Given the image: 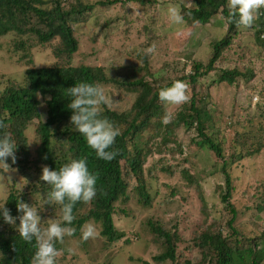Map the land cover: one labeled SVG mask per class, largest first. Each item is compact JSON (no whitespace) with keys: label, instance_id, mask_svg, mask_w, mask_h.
<instances>
[{"label":"trees","instance_id":"1","mask_svg":"<svg viewBox=\"0 0 264 264\" xmlns=\"http://www.w3.org/2000/svg\"><path fill=\"white\" fill-rule=\"evenodd\" d=\"M135 1H140L142 15L146 18L151 16L148 14L149 3L153 5L151 11L156 10L162 17L167 16L166 7L171 4L170 0H74L70 4L67 0H0V40L7 37L8 43L13 44L15 49L23 50L19 62L30 58L34 48H46L52 41H60V45L54 49L60 59L54 65L37 67L32 64L33 60L30 58L28 67L24 73H21L22 82H16L14 78H7L6 75L0 77L2 87L0 119L7 125L6 128L0 129V135L8 133L16 143V162L12 163L13 166L10 168L20 171L21 177L19 181L14 180L11 184L7 182L6 186L4 185L6 181H2L0 176V182L6 188L5 191L4 188L0 191V206L5 204L4 207L10 210V214L17 217L15 225H9L4 222L0 211V264H31L36 251L35 240L27 243L18 233L20 223L18 217L22 213L17 210V203L20 200L39 209L41 203L36 201V197H39L42 198V203L47 202L48 209L54 207L53 203L48 202L51 188L40 179L43 166H48L51 170H59L64 164L80 158H86L89 170L98 175L97 196L89 203H77L73 209L75 220L71 225H62L75 229L74 235L65 236L62 244L56 242L58 250H65L62 263L70 264V260L76 263L74 260L82 255L80 247H77V251L72 252V255L68 254L65 240L70 237V241L87 246L88 243L81 239V229L91 222L94 225L101 224L102 234L108 242L124 241L131 246L135 240L143 239L145 233L149 234L153 244L162 246L159 247L162 252L155 257L154 264H264V225L259 224V228L253 229L250 235L248 234L252 232L251 228L247 229V232L239 231L236 224L238 210L230 200L235 185L229 173H226L227 193L222 197V201L226 203L232 217L225 222H218L217 216L207 208L208 194H210L206 190L208 188L204 189L207 193L203 190L198 193L199 199L203 202L199 216L201 221L192 219L193 198L189 196L191 192L183 196V191L179 196L177 189L170 188L171 200L168 204L179 203V209L182 212L185 210V214L182 215L181 212L179 215L175 213L173 217L157 218L151 215L144 218L136 235L131 236V240L130 236L126 237L124 231H120L116 225L117 215L122 214L126 219L135 218V215L130 213L129 207H123L122 204L128 206L136 199L143 208L149 209L159 194L157 175L152 174L147 179V159L144 161L142 158L143 147L147 150L145 155L149 152L153 153L151 140L154 137L149 136L144 140L143 147H140L136 141L133 142L134 139L139 135H146L144 133L151 129V132L156 133L155 136L158 138L162 136V141L166 139L168 143L169 133L173 132L170 128L175 129L181 122L188 127L195 124L198 135L203 138V146L222 158L223 148L213 136L221 128L211 125V133L206 129L208 121L213 120V114L205 106L202 91L199 86L197 87L198 84L196 86L195 84L199 79L203 80L213 72L218 82L234 84L238 77L246 73L241 70L242 63L226 64L223 69L217 70V64L233 45L237 33L243 29L226 21L225 18L229 15L227 0H195L193 7H182L184 21L188 26L207 25L214 16L222 14L225 20L219 19L218 25L227 26V32L221 38L211 41V54L205 61L197 59L192 52L186 54L187 61L184 63L183 71L181 72L180 69L181 73L170 78L167 83L162 82L160 75L157 77L158 69L151 63L154 57H149L154 54H145L147 48L143 45H141L140 62L137 64L129 62L119 67L105 66L102 63L73 64L75 55L80 49L74 27L76 21H90L93 17L99 20L98 13L93 14L97 8L104 11L117 8L123 11L122 17L120 18L119 13H116L118 16L108 21L118 20L120 23L129 14L130 3L133 4ZM144 29L151 32L148 25H145ZM252 29L257 42L264 47V16L259 18ZM10 36L12 40L8 38ZM186 69L190 70L189 73L185 72ZM176 80L186 81L189 84V92L191 88L193 94L190 95L189 103L181 105V110L169 123L171 127L168 128L166 126L169 124L162 123L165 112H168L167 104L160 101L159 91L170 87ZM80 82L100 83L114 101L111 107L101 108V116L113 122L121 132L114 145L120 154L112 161L97 158L95 151L87 145L85 138L71 124L72 110L68 108V103L72 97L68 95L67 89ZM126 99H133V103L127 106ZM207 100V104L211 102V95ZM187 106L192 113L183 109ZM248 128L252 129V127ZM29 130L33 131L38 140L34 155L32 149L30 150L26 133ZM263 150L264 144L259 142L255 149L247 150L245 155L240 154L238 159L255 157ZM160 152L156 153L160 154ZM9 158L12 162L11 157ZM225 164L224 172H227ZM6 173L0 167V175ZM31 178L35 181H30ZM132 191L135 193H130ZM132 196H135L134 199ZM59 208L62 209V206L59 205ZM258 209L263 210V206L258 205ZM60 213L61 220V210ZM49 219L56 220V218ZM50 221L46 220L45 224L48 226ZM222 224L231 230L230 236H225L222 229L216 230L217 225ZM191 242H194V250L200 252L201 259L198 263L191 261L186 255L183 256L181 244L186 245L188 252H192L193 248L189 247ZM67 257L69 262L64 261Z\"/></svg>","mask_w":264,"mask_h":264},{"label":"rangeland","instance_id":"2","mask_svg":"<svg viewBox=\"0 0 264 264\" xmlns=\"http://www.w3.org/2000/svg\"><path fill=\"white\" fill-rule=\"evenodd\" d=\"M73 1L67 0L69 4ZM170 1L171 5L178 6L181 12L182 7L189 8L195 4V0ZM149 6L152 8L153 5L149 3ZM130 8L129 14L120 23L118 20H115L116 22L108 21L117 17L116 13H119L120 18L122 17L123 11L117 8L106 11L97 8L93 14L97 15L98 13L99 20L93 17V20L90 19V21H76L74 27L76 28V37L80 42V49L75 55L73 64L96 65L102 63L110 67H119L121 64L129 62L137 64L140 62L139 58L142 54L141 45L145 48L155 45L154 56L149 57H154L151 63L158 69L157 77L160 75L162 82L167 83L171 80L170 78L183 71L184 63L187 61L186 54L192 52L197 59L205 61L211 54V41L221 38L227 32V26L222 27L216 23L219 19H223L224 15L222 14H219L208 25L191 27L186 22L182 25L174 24L168 14L162 17L159 12L157 14L156 10L151 11L150 8L148 14L151 16L144 17L140 1L130 3ZM145 25L151 28V32L144 29ZM8 38L12 40L11 36ZM59 45L60 41L54 40L46 48H34L30 57L33 60L32 64L37 67L54 65L60 59L54 50ZM21 51L23 50H17L13 44L8 43L7 37L0 40V77L6 75L7 78H14L16 82L23 81L21 73H24L28 67L30 58L19 62L18 59L23 55ZM240 63L244 64V66L241 64V70L246 73L244 76L238 77L234 84L218 82L214 72L203 80L199 79L195 84V86L198 84L197 87L199 86L202 91L205 106L213 114V120L208 121L206 129L211 133V125L221 128L213 136L223 148L222 158L203 146V138L198 135V131L194 127L195 124L188 127L181 122L175 129L170 128L173 132L169 133L168 143H166V139L162 141V136L159 138L155 136L156 133L151 132V129L144 133L146 135H139L134 139L133 142L136 141L140 147H143L144 140H147L149 136L154 137L151 140L154 148L153 153L149 152L148 155H145L147 150L143 147L142 158L144 161L147 159V179L152 174L157 175L159 194L151 206L152 208L149 209L143 208L134 199L135 196H132L134 201L128 206L122 204L123 207H129L130 213L135 215L134 219H126L122 214V216L117 215L116 217V225L120 231H124L126 237L136 235L140 222L142 219L145 220L144 218L151 215L157 218L173 217L175 213L179 215L182 212L179 209V203L168 204L171 200L170 188L177 189L179 196L183 191V196L191 192L192 195L189 194V196L193 198L191 206L193 220L201 221L199 216L203 202L198 197L201 190L209 191L207 208L212 210L214 216H217L218 222L230 219L232 213L226 203L222 201V197L227 193L226 173L231 175L233 185H235L230 200L238 210L236 224L239 231L247 232V229L251 228L252 232L248 234L250 235L253 233V229L259 228V224L264 225V150L255 157L247 156L246 159H238L240 154L245 155L247 150L255 149L259 142L264 144V47L257 42L253 29L243 28L237 33L233 45L217 64V70L223 69L226 64L237 65ZM180 69L181 72H179ZM188 69L185 70L186 73H189ZM192 94L190 88L189 95ZM210 95L211 102L207 104ZM132 100L126 99L127 106L133 103ZM181 108L182 106H166L168 112L172 113L174 117ZM183 109L192 113L188 106ZM166 127L169 128L171 125ZM248 127H252V129ZM26 133L30 142V150L32 149L34 155L38 140L33 131L29 130ZM157 149L161 151L160 154L156 153L159 152ZM225 162L227 163L225 164ZM6 163L13 166L10 158L6 160ZM224 164L227 172H224ZM168 169L169 171H167ZM19 173L20 171H15L12 167L9 172L0 176L2 181H6L4 183L6 185L7 182L11 184L14 180L19 181L21 178ZM30 181L33 182L35 179L31 178ZM163 187H165L164 190ZM3 188L0 182V191ZM205 188L208 189L204 190ZM36 201L41 203L38 214L41 217L42 228H47L45 221H50L49 218L60 220L59 204L53 203L54 207L48 209L47 202L42 203V198L36 197ZM258 205H262L263 210L260 211ZM185 213L186 211L183 210L182 215ZM95 226L98 235L94 239L87 240V246L70 241V237L65 240L68 254L77 251V247L82 250V255L74 260L76 263L70 260V264H146V262L154 264L155 257L162 252L159 248L162 246L153 244L154 242L152 243L150 240L151 236L147 233L143 235V239L135 240L129 246L124 241L108 242L102 234L101 224L97 223ZM218 229H222L225 236H230L231 230L225 225H217L216 230ZM183 243L181 244L183 256L186 255L188 259L198 263L201 255L200 252L194 250V242L189 244V247L193 248L192 252H188L189 249H186V245ZM64 251L57 258V264H65L61 261L65 257ZM68 259L67 257L64 261L69 262Z\"/></svg>","mask_w":264,"mask_h":264},{"label":"clouds","instance_id":"3","mask_svg":"<svg viewBox=\"0 0 264 264\" xmlns=\"http://www.w3.org/2000/svg\"><path fill=\"white\" fill-rule=\"evenodd\" d=\"M227 9L229 15L225 19L229 24H235L237 28L252 29L259 18L264 16V0H227ZM167 12L174 24L185 23L184 15L178 6L170 4ZM218 22L219 20L216 21ZM155 51V45H152L145 50V54H154ZM67 93L72 97L68 108L72 110L70 121L76 131L85 138L97 158L105 161L115 159L120 153L114 145L121 132L113 122L101 116L102 106L111 107L114 103L112 97L106 93L105 87L100 83L80 82L69 87ZM159 99L164 104L174 106L189 103L191 100L189 84L183 80H176L170 87L159 91ZM173 119L174 115L166 112L162 123L167 125ZM6 127L7 125L0 119V129ZM16 147L10 134L0 135V167L5 173L10 171V165L6 160L11 157L12 163L16 162ZM40 179L51 188L48 202L62 206L61 220H51L47 228H42L38 209L19 200L17 210L22 215L18 217L20 221L18 233L27 243L35 240L36 251L31 264H57V258L62 255L63 250L57 249L56 242L62 244L65 236H72L75 233L74 228L62 225H71L75 220L73 209L77 203H89L96 198L98 175L89 170L86 158H80L71 160L59 170H51L48 166H43ZM4 205L0 206L4 222L15 225L17 217H13ZM81 233V239L84 241L94 239L98 235L96 226L91 222L82 227Z\"/></svg>","mask_w":264,"mask_h":264}]
</instances>
